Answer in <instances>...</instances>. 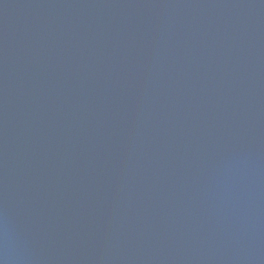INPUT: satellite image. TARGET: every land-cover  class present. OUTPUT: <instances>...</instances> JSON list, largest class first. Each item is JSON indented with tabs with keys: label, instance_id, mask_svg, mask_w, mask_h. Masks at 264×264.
<instances>
[{
	"label": "water",
	"instance_id": "obj_1",
	"mask_svg": "<svg viewBox=\"0 0 264 264\" xmlns=\"http://www.w3.org/2000/svg\"><path fill=\"white\" fill-rule=\"evenodd\" d=\"M0 264H264V0H0Z\"/></svg>",
	"mask_w": 264,
	"mask_h": 264
}]
</instances>
